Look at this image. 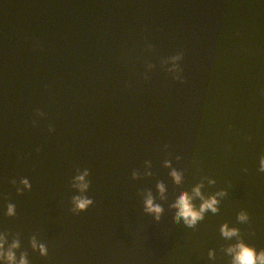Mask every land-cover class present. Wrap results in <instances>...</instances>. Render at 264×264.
<instances>
[{"label":"water","instance_id":"water-1","mask_svg":"<svg viewBox=\"0 0 264 264\" xmlns=\"http://www.w3.org/2000/svg\"><path fill=\"white\" fill-rule=\"evenodd\" d=\"M262 156L264 0H0V240L16 264L264 250ZM185 193L217 210L188 227Z\"/></svg>","mask_w":264,"mask_h":264},{"label":"clouds","instance_id":"clouds-1","mask_svg":"<svg viewBox=\"0 0 264 264\" xmlns=\"http://www.w3.org/2000/svg\"><path fill=\"white\" fill-rule=\"evenodd\" d=\"M180 55L183 56V53H180ZM50 130H53V129L50 128ZM260 171L264 172V156H262L260 160ZM85 175H87V172H85ZM172 175L175 177L176 181L179 182L180 176L176 172H173ZM77 179L80 181H83V176L77 177ZM12 183L15 184V181L13 180ZM21 183H23L25 187H29L27 180H22ZM87 186H88L87 184L82 185L81 191L86 189ZM161 190H163L162 186H161ZM17 191L19 192L20 190L17 189ZM195 193L197 196L200 195L199 187L195 189ZM216 195L222 196L224 195V193L219 192ZM74 203L76 204V207L78 209L83 210L87 207L88 204L91 203V201L88 200L87 198L78 196L74 198ZM216 204H217V200H216V196L214 195L210 197L209 199L204 200L201 205L200 212H197L193 209L192 204L190 203V199L187 193H185L180 196L177 204L175 205V207L179 209V212L177 213V220H180L181 218H183L185 224L188 227H193L195 222L202 218V213L205 210L211 209L213 212H215L217 210L215 207ZM7 207H8V215L9 216L13 215L14 205L8 204ZM147 210L150 212H157V213L161 211L159 207L153 206L151 198H149L147 201ZM246 218L247 217L245 213L243 212L240 213L239 215L240 220H245ZM221 232L225 237H231V236L238 234V229L236 228L229 229L228 226L225 224L221 227ZM18 247H19V243L17 241H14L11 247L9 248V250L7 251V253H5L3 251L4 243L2 242V240H0V259H6L8 264H16V258H15V253L13 249H16ZM32 247L34 250L38 247L40 253L42 255L45 254L44 245L42 244L37 245L34 239L32 241ZM228 252L234 253L232 264H264V250L257 252L255 248L250 247L249 245L245 244L243 241H240L236 245L229 247ZM209 255L210 256L212 255L211 251L209 252ZM19 264H27L24 254L21 255Z\"/></svg>","mask_w":264,"mask_h":264}]
</instances>
